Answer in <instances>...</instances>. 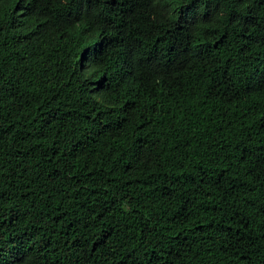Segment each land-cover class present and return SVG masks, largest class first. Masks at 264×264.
<instances>
[{"label":"trees","instance_id":"1","mask_svg":"<svg viewBox=\"0 0 264 264\" xmlns=\"http://www.w3.org/2000/svg\"><path fill=\"white\" fill-rule=\"evenodd\" d=\"M0 264H264V0H0Z\"/></svg>","mask_w":264,"mask_h":264}]
</instances>
